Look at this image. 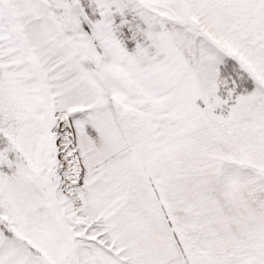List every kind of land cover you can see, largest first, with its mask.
I'll list each match as a JSON object with an SVG mask.
<instances>
[{"label":"snow or ice","instance_id":"6c2138e0","mask_svg":"<svg viewBox=\"0 0 264 264\" xmlns=\"http://www.w3.org/2000/svg\"><path fill=\"white\" fill-rule=\"evenodd\" d=\"M0 264H264V0H0Z\"/></svg>","mask_w":264,"mask_h":264}]
</instances>
